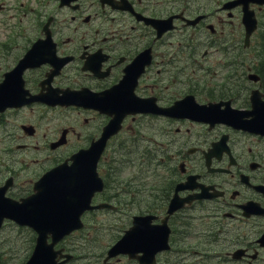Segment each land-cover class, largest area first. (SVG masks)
<instances>
[{"label":"flooded vegetation","instance_id":"flooded-vegetation-1","mask_svg":"<svg viewBox=\"0 0 264 264\" xmlns=\"http://www.w3.org/2000/svg\"><path fill=\"white\" fill-rule=\"evenodd\" d=\"M26 5L39 9L37 35L47 30L54 37L43 47L49 50L43 57L47 61L26 71L32 93L40 92L41 81L59 68L51 80L54 87L115 89L123 91L126 100L151 103L147 105L156 110V120L181 142L179 168L175 171L171 165L173 180L199 174L200 181L214 185V190L200 188V198L176 215L195 217L199 212L205 223L206 218L213 220L230 238L244 234L232 248L219 246L217 256L248 264L252 259L245 256L251 255L262 259L255 264H264V129L246 127L248 121H264V0H27ZM246 9L257 19L249 38ZM209 48H217L223 57L217 66L223 73L227 69L233 80L221 82L214 93L195 85L202 71L215 67ZM243 52L249 54L247 62L239 63ZM59 56H69L64 66ZM123 80L127 83L118 86ZM190 95L200 103L220 102V120L210 123L160 113ZM256 97L257 109L248 113ZM31 106H38L36 115L31 109L23 114L34 122L37 141L45 142L59 131L54 123L63 121L47 118V112L67 120L66 106ZM72 108L69 122L76 138L65 145L67 150L92 140L103 117L92 107ZM232 109L244 111L235 119L241 126L234 124ZM210 148L220 154L209 165L205 153ZM238 248L244 250L243 263L232 258Z\"/></svg>","mask_w":264,"mask_h":264},{"label":"rangeland","instance_id":"rangeland-1","mask_svg":"<svg viewBox=\"0 0 264 264\" xmlns=\"http://www.w3.org/2000/svg\"><path fill=\"white\" fill-rule=\"evenodd\" d=\"M28 14L29 13L26 14L23 12V10L17 8L14 3L11 4L10 0H0V73L2 69L6 67V65L9 63L10 59L16 58L21 55L23 47L21 29L24 20H28V18H25ZM209 51L212 55L211 57L215 64V67L211 70L212 74L207 72L202 75V81L204 86L216 80L213 75H216L219 71L217 66L218 60H220V58L223 59V57H221L218 53L217 48H209ZM242 55L243 56H241V54L239 55V63H242L243 61L247 62V56H249V54H247V52H243ZM223 76L227 81L232 83V75L227 69L223 73ZM142 132L146 135L151 134V130L145 127L142 129ZM159 140L165 142L164 138ZM4 145H7V139L6 137H4V135H1L0 147ZM125 155L127 156V153L124 152V154L121 156ZM0 158L1 174L2 172H5L8 161L5 153H2V157ZM138 160L139 165H142L144 167L149 166L144 162L143 154H141L139 150ZM118 163L119 164L117 165L116 170H113L110 177H108L104 193L114 194L120 190L126 189L127 185H135L137 188H141V192H138V201H136L133 206H131L130 203L120 204L119 206L121 207V210L115 213H107L104 211L93 214L87 221L88 231L86 232L85 236L87 237V241L83 244V241L85 239L81 238L82 236H78L79 241L77 242L78 247H80V253L78 251L77 252L79 254H82V248L85 246L86 251L88 249L98 251L100 250V248H102V246H104L106 242L110 244L119 234L123 232L125 228L128 227L131 215L135 212H138L137 210L150 211L160 205V201H157L154 192L151 189V191H149L148 184L141 179L142 173L138 171V175L133 174L134 167L131 166V162H127L126 165H121L120 162ZM143 170L144 177L149 178L146 173L149 171H147L146 169ZM127 205L131 207H128ZM201 226L202 222L199 221L197 227ZM207 229H211V226L207 227ZM3 231L6 232H4L2 236H0V239L3 241L2 248L6 252L8 264H21L23 259L28 256L30 252V250L28 249L33 244L31 236L28 233L24 232L22 228H19L15 225H10L7 229L4 228ZM218 241L222 244V241L218 235H215L211 239L207 238L206 240L205 236H196L192 238V242H195L197 244L196 248L198 250H201V246L203 248L209 246L211 249V246L213 245L215 248H217V245L219 244ZM210 249L206 250V253L209 255L214 253L213 251H211L214 249ZM88 261H90V258H88L86 254L85 257H80L77 260L76 264H85ZM129 262L130 261L127 258L123 257L120 264H129ZM201 264L220 263H217L214 258H211V263L202 261Z\"/></svg>","mask_w":264,"mask_h":264},{"label":"water","instance_id":"water-1","mask_svg":"<svg viewBox=\"0 0 264 264\" xmlns=\"http://www.w3.org/2000/svg\"><path fill=\"white\" fill-rule=\"evenodd\" d=\"M22 69L18 74L13 76L10 79H6L3 83L0 84V101L3 104H8L11 102L12 104H22L24 102L25 90L23 88V83H18V80L22 79L21 77ZM15 80H14V79ZM17 84V85H16ZM72 99L71 93H64L59 100H65L67 103H70ZM178 204L172 202L170 205L169 212H173L176 208H178ZM20 210V207H15L12 210ZM17 220L20 223H23L19 217ZM151 217H136L135 218V226L129 232L127 237H124L121 241H119L111 250V253H118L120 251H141L145 254L147 259L155 257L154 253L160 249L164 244L163 241L167 238V234L169 233V228L165 222V226L167 231H159L156 230L155 227L150 225ZM29 223L33 226H38V231L40 233V237L38 240V245L36 250H40L42 253L45 248L51 245L47 244L48 232L51 231L54 234L55 238L60 236V233L57 231L55 225L49 221L48 219H42L39 221L38 218H29ZM1 223V221H0ZM110 253V255H112Z\"/></svg>","mask_w":264,"mask_h":264}]
</instances>
